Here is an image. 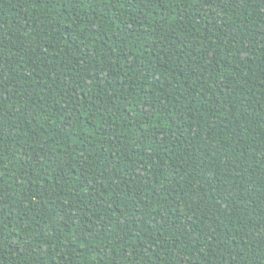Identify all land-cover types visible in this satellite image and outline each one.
Masks as SVG:
<instances>
[{"label":"trees","instance_id":"trees-1","mask_svg":"<svg viewBox=\"0 0 264 264\" xmlns=\"http://www.w3.org/2000/svg\"><path fill=\"white\" fill-rule=\"evenodd\" d=\"M0 264H264V0H0Z\"/></svg>","mask_w":264,"mask_h":264}]
</instances>
